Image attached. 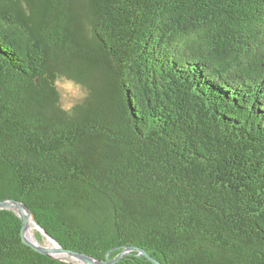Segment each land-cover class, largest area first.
I'll return each instance as SVG.
<instances>
[{
	"label": "trees",
	"instance_id": "16d2710c",
	"mask_svg": "<svg viewBox=\"0 0 264 264\" xmlns=\"http://www.w3.org/2000/svg\"><path fill=\"white\" fill-rule=\"evenodd\" d=\"M6 200L96 260L264 264V0H0ZM20 228L0 264H73Z\"/></svg>",
	"mask_w": 264,
	"mask_h": 264
},
{
	"label": "water",
	"instance_id": "95a60500",
	"mask_svg": "<svg viewBox=\"0 0 264 264\" xmlns=\"http://www.w3.org/2000/svg\"><path fill=\"white\" fill-rule=\"evenodd\" d=\"M15 209H19L20 210V214L16 213L14 210ZM0 210H7V211H13L16 213V215L19 217V219L21 220V228H20V237L22 242L30 247L31 249H33L34 251L38 252L39 254H42L44 256L59 260V261H66L62 258L57 257L56 255L58 253H64L69 255L70 257L78 260L81 264H115L116 262H118L119 260H121V258L128 254V252L130 250H138L136 248H127L125 249L121 256L113 261H109L108 258L106 257V259L104 261L101 260H96L88 255L82 254V253H78L72 250H68V249H64L63 247H61L50 235H48L39 225L38 223L35 221L31 211L28 209V207L18 201H14V200H6V201H1L0 202ZM22 214V215H21ZM31 218L33 224L35 225V227L37 228V230L39 231V233L46 238V240L50 241L53 243L52 247H46L41 245L37 240L35 241H31L28 238H26L25 234H24V226L26 224V219ZM142 254H144L143 251H140ZM69 262V261H68ZM155 264H159L155 261H153ZM72 263V262H70ZM74 264V263H73Z\"/></svg>",
	"mask_w": 264,
	"mask_h": 264
},
{
	"label": "rangeland",
	"instance_id": "374dc122",
	"mask_svg": "<svg viewBox=\"0 0 264 264\" xmlns=\"http://www.w3.org/2000/svg\"><path fill=\"white\" fill-rule=\"evenodd\" d=\"M59 88H60V93H61V96H62V102H63V105L65 107H70L71 105L76 103L83 96V92L81 91V89L78 86H76L75 84L71 83V82L60 81L59 82ZM14 211L16 213L20 214V210L19 209H15ZM31 231L33 232L34 238L41 245L46 246V247H52L53 246V243L48 241V240H46V238H44L39 233V231L37 230V228L33 224L31 226ZM56 256L66 260V261L72 262L74 264H81L78 260H76V259H74V258H72L69 255L64 254V253H58Z\"/></svg>",
	"mask_w": 264,
	"mask_h": 264
},
{
	"label": "bare ground",
	"instance_id": "6f19581e",
	"mask_svg": "<svg viewBox=\"0 0 264 264\" xmlns=\"http://www.w3.org/2000/svg\"><path fill=\"white\" fill-rule=\"evenodd\" d=\"M32 224H33V222H32L31 218L26 219V224L24 226V234H25L26 238H28L29 240L35 241L36 239L34 238L33 232L31 231Z\"/></svg>",
	"mask_w": 264,
	"mask_h": 264
},
{
	"label": "snow or ice",
	"instance_id": "6c2138e0",
	"mask_svg": "<svg viewBox=\"0 0 264 264\" xmlns=\"http://www.w3.org/2000/svg\"><path fill=\"white\" fill-rule=\"evenodd\" d=\"M70 87V86H69Z\"/></svg>",
	"mask_w": 264,
	"mask_h": 264
}]
</instances>
